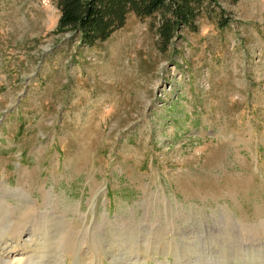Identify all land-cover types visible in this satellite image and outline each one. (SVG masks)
I'll return each mask as SVG.
<instances>
[{
  "label": "rangeland",
  "instance_id": "obj_1",
  "mask_svg": "<svg viewBox=\"0 0 264 264\" xmlns=\"http://www.w3.org/2000/svg\"><path fill=\"white\" fill-rule=\"evenodd\" d=\"M215 2L160 51L0 0V264H264V0Z\"/></svg>",
  "mask_w": 264,
  "mask_h": 264
},
{
  "label": "trees",
  "instance_id": "obj_2",
  "mask_svg": "<svg viewBox=\"0 0 264 264\" xmlns=\"http://www.w3.org/2000/svg\"><path fill=\"white\" fill-rule=\"evenodd\" d=\"M58 10L56 28L78 35L81 45L105 41L121 28L125 16L157 17L158 48L164 51L180 27L195 31V20L203 6H217L215 0H52ZM226 21L220 24L221 27Z\"/></svg>",
  "mask_w": 264,
  "mask_h": 264
},
{
  "label": "bare ground",
  "instance_id": "obj_3",
  "mask_svg": "<svg viewBox=\"0 0 264 264\" xmlns=\"http://www.w3.org/2000/svg\"><path fill=\"white\" fill-rule=\"evenodd\" d=\"M15 256H16L15 254L8 253V255H7V261H4V263H6V264H8V263L9 264L10 263L20 264L24 260V259H21L22 255L21 256H18V257H15Z\"/></svg>",
  "mask_w": 264,
  "mask_h": 264
}]
</instances>
